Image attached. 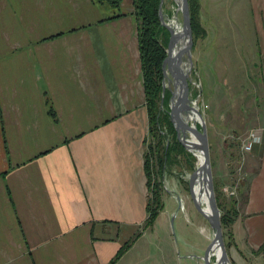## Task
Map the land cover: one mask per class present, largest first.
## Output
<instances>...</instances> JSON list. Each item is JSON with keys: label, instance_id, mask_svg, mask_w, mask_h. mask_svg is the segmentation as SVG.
<instances>
[{"label": "crops", "instance_id": "obj_1", "mask_svg": "<svg viewBox=\"0 0 264 264\" xmlns=\"http://www.w3.org/2000/svg\"><path fill=\"white\" fill-rule=\"evenodd\" d=\"M132 4L109 18L95 0H0V264H108L138 233L114 264L130 250L137 264H203L204 248L184 227L180 247L167 219L164 242L138 245L151 230L149 126ZM234 11L235 45L223 31L219 55L254 60L255 93L251 119L233 131L240 141L219 161L218 189L234 212L230 263L264 264V0H235ZM251 131L259 140L247 151ZM175 152L153 169L163 204L154 221L177 203L195 217L183 193L192 173Z\"/></svg>", "mask_w": 264, "mask_h": 264}, {"label": "rangeland", "instance_id": "obj_2", "mask_svg": "<svg viewBox=\"0 0 264 264\" xmlns=\"http://www.w3.org/2000/svg\"><path fill=\"white\" fill-rule=\"evenodd\" d=\"M222 1L223 0H199V18L206 34L204 37H199L196 40L193 39L192 66L190 69L191 82L188 84V96L192 99L198 96L199 114L205 122L210 148L209 152L214 192L215 186L219 187V184L221 182V179L218 176L219 161H223L224 159L225 161L227 160L225 158L226 147L232 146L231 144H235L236 142L240 141L235 137L236 135H234L233 133L234 129L235 132L242 129L240 125L239 127L241 128H237L238 122L241 119L242 115L247 117L248 119H251L252 105L254 102L255 93L252 89V83L254 82V80H256L253 73L251 72L254 60L245 59L242 61L235 58H231L230 60L220 58L221 55H219V50H221L222 47L219 43L222 40L224 34L223 31L229 29L231 34L230 38L227 36L226 44L235 45L236 30L234 28V25L235 22L238 21L236 19V14L234 11L235 0H229L226 4L224 3L222 5L223 8L218 10L219 4ZM101 6H103L102 8H108L109 10V7L105 3H101ZM162 12L164 15H166L164 16L165 22H169L170 20H177L178 23L181 24L182 19L180 14H177L176 4L173 2V0L163 1ZM166 17L169 19L167 20ZM160 24L166 29L168 33L165 46L166 48L170 34L167 27L161 22ZM238 61L249 65L244 69L240 68L237 70L236 62ZM239 71L248 73L246 75H241L238 74ZM159 107L161 108V110H163V112L167 113L170 118V108L168 105V101L167 103H165L163 98V102L161 103V94ZM247 125L252 126L253 123L247 122ZM198 128L200 130V127ZM160 135H162V138L160 137ZM160 135H157V137H150L148 134L147 145H152L154 147L159 141L161 145L163 144L165 146H168V144H171V149L175 147V150H178V153L180 154L178 155V153L176 152L174 154L176 157H179L178 160H180L181 162L180 169L181 167H184L186 170L189 169V171L193 173L197 166V157L186 151L184 147L183 151H180V149L175 146V143L173 142L172 134H168L167 128L165 126H161ZM175 137L178 140L176 133ZM157 154L159 156L160 154H162L161 148L158 153L155 150L154 153H151L149 156L150 164L153 166V169L156 166L158 167ZM185 175V178H187L188 173H186ZM187 187L188 184L184 185V189L187 190ZM183 193L187 201L186 205L189 206L190 210L195 214V217L193 214H189L188 212L184 213V210L182 208H178L180 206L179 203H177L174 209L175 211L172 214H168V218H158V220L154 221L152 225L149 226L151 227V230L148 231L144 238H141L140 241H138V245L141 244L143 247H145L147 243L156 244L164 242V235L162 233L165 225L163 223L167 219V227L170 228L173 235L175 234L176 236L177 234V240L179 241L180 247L183 246L184 241L182 240L183 238L180 234V231L182 230V227H184V230L188 234V238L187 236H185L187 240L193 242V244L195 245H200L202 248H204V255L208 244L212 240V230L208 221L197 211L193 202L189 200V192L184 191ZM176 209L179 211L178 213H176ZM187 216L190 220L187 219ZM226 230L230 231L229 227H227ZM226 230L222 228L223 232H226ZM195 255V260L200 259V254L195 253ZM137 262L138 259H136L135 252L133 250H130V254H128L127 257L124 258V262L122 264H137Z\"/></svg>", "mask_w": 264, "mask_h": 264}, {"label": "water", "instance_id": "obj_3", "mask_svg": "<svg viewBox=\"0 0 264 264\" xmlns=\"http://www.w3.org/2000/svg\"><path fill=\"white\" fill-rule=\"evenodd\" d=\"M163 1L160 0L158 15L170 35L165 48L166 56L161 64V103L165 91L168 90L170 120L176 136L185 150L197 157V166L189 178V194L195 208L208 221L213 233L212 240L202 256L203 264H231L223 238L221 211L215 198L205 122L199 114L198 96L194 99L188 96L193 47L188 0H173L177 14L181 16V24L177 20L164 21L166 15L162 12ZM204 196L207 197V203L203 199Z\"/></svg>", "mask_w": 264, "mask_h": 264}, {"label": "trees", "instance_id": "obj_4", "mask_svg": "<svg viewBox=\"0 0 264 264\" xmlns=\"http://www.w3.org/2000/svg\"><path fill=\"white\" fill-rule=\"evenodd\" d=\"M99 3H105L112 11V15L109 18H117L122 16L121 13V1L122 0H95ZM133 11L131 14L134 16L137 23V37L139 44L140 54V65L142 83L144 93L146 97V108L149 123V136L157 137L160 135L161 126L167 128L168 134H172L173 142L180 151H183V146L175 137V130L173 124L169 118V115L159 107V100L161 94V80L163 78L161 64L166 56L165 46L167 42V31L160 24L158 15L160 0H132ZM189 12H190V23L193 34V39L196 40L199 37L205 36V30L201 25L199 18V0H188ZM170 97V92L166 91L164 96V102L167 103ZM162 138V135H160ZM148 152L145 156V168L147 174V185L149 190V198L147 202L148 216L144 223V228L149 227L154 222L159 211L162 209L163 204L161 201V181L158 178L159 172L153 170V166L150 164V154L158 153L160 148L162 154H157V164L160 167L164 157H166L168 151L171 149V144L168 146L161 145L160 141L153 147L147 145ZM155 148V150H154ZM215 198L217 206L221 211V225L226 230L227 227L232 223L231 215L234 212H230L227 209L228 201L224 198L219 191L218 187L215 186ZM140 235L135 234L129 242H125L117 251L116 255L110 260L108 264H114L115 261L130 247L133 241ZM225 240V246L228 247L231 244V233L226 230L223 232ZM227 238V240H226Z\"/></svg>", "mask_w": 264, "mask_h": 264}, {"label": "built area", "instance_id": "obj_5", "mask_svg": "<svg viewBox=\"0 0 264 264\" xmlns=\"http://www.w3.org/2000/svg\"><path fill=\"white\" fill-rule=\"evenodd\" d=\"M259 140L257 134L255 131H251L249 135L246 137V139L242 142V146L244 150H250L253 143L257 142ZM224 192H228L227 188H224Z\"/></svg>", "mask_w": 264, "mask_h": 264}, {"label": "bare ground", "instance_id": "obj_6", "mask_svg": "<svg viewBox=\"0 0 264 264\" xmlns=\"http://www.w3.org/2000/svg\"><path fill=\"white\" fill-rule=\"evenodd\" d=\"M178 29H179V31H180V30H181V26H179ZM203 199H204V200L206 201V203H207V197L204 196ZM206 210H208V207H206Z\"/></svg>", "mask_w": 264, "mask_h": 264}]
</instances>
